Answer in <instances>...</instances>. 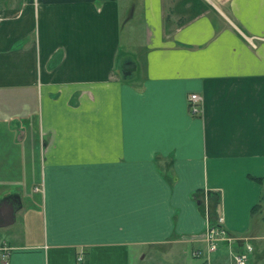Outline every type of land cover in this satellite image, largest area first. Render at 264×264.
Instances as JSON below:
<instances>
[{
    "label": "crops",
    "instance_id": "obj_1",
    "mask_svg": "<svg viewBox=\"0 0 264 264\" xmlns=\"http://www.w3.org/2000/svg\"><path fill=\"white\" fill-rule=\"evenodd\" d=\"M263 177L264 0H0V264H264Z\"/></svg>",
    "mask_w": 264,
    "mask_h": 264
},
{
    "label": "built area",
    "instance_id": "obj_2",
    "mask_svg": "<svg viewBox=\"0 0 264 264\" xmlns=\"http://www.w3.org/2000/svg\"><path fill=\"white\" fill-rule=\"evenodd\" d=\"M253 39L254 38H249L248 41L252 46L253 44ZM258 39V38H256ZM202 99L201 96L192 93L188 96L187 99V108L188 112L192 116H198L202 114ZM208 193L206 192V196L204 195L203 199L200 201L202 203V206L205 210V215H206V225L205 227V232L203 234V238L201 239L203 243H205V249H199L196 248L191 251V255L193 258H204L203 263L201 264H209L210 263V255L217 250L218 245L223 242V241H230L231 238L228 234L227 229L225 228L224 225V218L222 216H216V217H211L210 214V203H209V198H208ZM252 247L250 245H246L245 249L240 252H235L233 254V263L234 264H249V255L253 251L251 249ZM5 253V250H8L6 247H1L0 250ZM3 258L6 257L7 255L4 254L2 255ZM79 257V256H78ZM78 260H82V257L80 256Z\"/></svg>",
    "mask_w": 264,
    "mask_h": 264
},
{
    "label": "water",
    "instance_id": "obj_3",
    "mask_svg": "<svg viewBox=\"0 0 264 264\" xmlns=\"http://www.w3.org/2000/svg\"><path fill=\"white\" fill-rule=\"evenodd\" d=\"M134 69H136V65L134 63H127L122 68V75L127 76L130 75ZM198 203V202H197Z\"/></svg>",
    "mask_w": 264,
    "mask_h": 264
},
{
    "label": "trees",
    "instance_id": "obj_4",
    "mask_svg": "<svg viewBox=\"0 0 264 264\" xmlns=\"http://www.w3.org/2000/svg\"><path fill=\"white\" fill-rule=\"evenodd\" d=\"M255 179L262 181L264 179V177L263 178H255ZM217 201H218V197H215V199L213 200V202H211V205H210V211L212 213L211 215H215L214 214L215 213L214 209H215V205L217 204Z\"/></svg>",
    "mask_w": 264,
    "mask_h": 264
},
{
    "label": "rangeland",
    "instance_id": "obj_5",
    "mask_svg": "<svg viewBox=\"0 0 264 264\" xmlns=\"http://www.w3.org/2000/svg\"><path fill=\"white\" fill-rule=\"evenodd\" d=\"M204 195L206 196V192H204V193H202V194H200V198H199V200H202L203 199V197H204ZM196 204H199V203H197V202H195ZM189 256V255H188ZM142 264H151L149 261H144V262H142Z\"/></svg>",
    "mask_w": 264,
    "mask_h": 264
}]
</instances>
